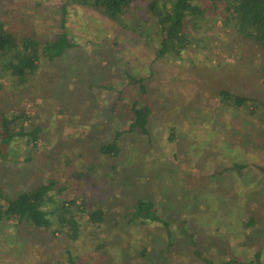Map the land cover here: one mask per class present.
<instances>
[{"label":"rangeland","instance_id":"1","mask_svg":"<svg viewBox=\"0 0 264 264\" xmlns=\"http://www.w3.org/2000/svg\"><path fill=\"white\" fill-rule=\"evenodd\" d=\"M195 1L205 12L208 6L209 11L203 28L191 32L193 44L181 59L156 57L152 49V44H159L156 36L150 45L97 11L75 5L67 25L76 48L48 62L40 69L38 80L30 78L21 87H16L9 72L0 71V115L13 117L17 111L26 110L42 128L31 159L22 139L16 141L9 156L0 157V189L13 197L20 190L46 182L59 168L63 171L71 158L68 175H58L59 186H66L61 196L70 200L85 194L90 203L110 206L111 216L115 219L116 214L121 220L117 226L112 223L104 228L108 234H95L97 230L87 218L82 220L84 234L75 248L85 252L91 241L93 254H98L94 249L104 241L101 251L108 254L97 263L162 264L165 256L170 264H206L193 258V247L182 228L196 234L201 249L216 264L235 257L238 262H247L256 251L261 252L264 263V127L242 113L234 116L223 112L216 95L219 89L229 87L264 98L263 77L256 75L258 48L245 46L247 40L236 26L226 25L220 10L209 7L210 0ZM18 2L21 0H0L3 21L20 19L46 38L60 30L61 0ZM37 2L41 8L34 7ZM127 70L146 78L144 100L150 96L155 109L151 139L130 145V135H125L121 143L129 147L123 155L132 150L135 169L122 156L117 160L120 171L116 178L96 176L95 169H88L85 162H95L97 170L108 169L112 160L97 153L96 148L111 139V126L117 128L129 118L118 99L121 90L127 98L135 96L133 88L126 85ZM64 107L66 112L61 113ZM70 115L78 124L67 121ZM227 138L236 154H223ZM231 160L246 166L243 177L237 176L236 170L218 173L223 167H231ZM131 169L137 171L134 185L128 179L135 174ZM73 170L75 176L71 177ZM76 178L80 180L68 183ZM123 179L131 186L127 187ZM77 182L83 187L77 188ZM140 196L153 199L165 218L174 219L176 238L172 246L168 247V233L156 224L147 228L127 223L125 215ZM252 215L258 226L247 228L245 220ZM180 221H186L182 228ZM3 225L0 264H43L47 258L66 257L67 242L62 238L44 230L19 228L14 221ZM145 247L156 260L146 258Z\"/></svg>","mask_w":264,"mask_h":264},{"label":"trees","instance_id":"2","mask_svg":"<svg viewBox=\"0 0 264 264\" xmlns=\"http://www.w3.org/2000/svg\"><path fill=\"white\" fill-rule=\"evenodd\" d=\"M61 20L60 30L52 38H46L36 32L35 28L25 25L19 19H8L3 21L0 18V71L9 72L12 81L16 82V87H21L28 80H38L40 69L55 60L64 56L68 51L77 47V42L70 28L67 25L68 14L74 10L75 5L89 7L99 14L112 21L124 31H131L137 37H143L151 45L152 37L156 36L159 44H152L154 54L158 58L181 59L184 57V51H188L193 44L192 31L198 27L203 28L206 12L203 6L195 0H61ZM210 8L215 12L220 10L224 14L226 25H234L244 40H247L245 46H255L258 48L256 58L260 65L256 69V75L263 77L264 82V0H210ZM23 3L18 2L19 5ZM37 2L34 7H42ZM237 37V36H236ZM99 46H104L103 42H98ZM128 82L135 91V96L127 98L121 90L118 93V99L122 100L123 108L126 109L127 120L112 128L111 139L97 146V153L111 159L112 162L108 169H98L95 162L88 160L85 165L88 169H95L97 174L105 176H114L118 171L117 160L123 156V159L134 168L133 152L123 155L129 147L121 143L125 135H130L128 144L141 143L145 138L151 139V122L155 111L151 98L144 97L147 94V82L145 77H139L133 73L127 72ZM123 81V80H122ZM124 83V82H123ZM0 88H2L0 83ZM219 97V109L223 112H230L232 115L242 113L245 116L255 120L257 125L264 127V98L259 96H250L233 91L229 87H223L216 93ZM115 105V104H114ZM65 113V107L60 110ZM115 112V109H113ZM77 123L78 120L67 117V121ZM42 128L39 123L28 115L26 110H19L10 117L0 115V157L9 156L10 151L18 139H22L29 149L28 160L31 159L33 147L42 138ZM226 134V131L224 130ZM230 140L223 142L222 151L224 155L237 153V150L229 146ZM132 152V153H131ZM240 156V154H239ZM70 158L68 164H65L63 171L59 168L53 177H49L46 182L39 183L29 189L18 191L13 197H8L0 189V226L9 221L16 222L19 228H27L34 231H48L53 237L62 238L67 242L65 249L66 257L62 260H49L43 264H112L111 262L97 263L108 253L101 251V245L105 242L100 241L94 249L98 254H93L91 241L85 252L80 247L75 248V242L82 239L84 234L82 220L86 217L89 225L97 230L95 234H108L104 228H109L112 223L117 226L121 223L120 216L115 214V219L111 216V207L103 205L100 202L90 203L85 194H77L70 200L64 199L63 194L66 186H59V174L67 176V166L72 164ZM231 167H223L218 173H224L229 170H236L237 176H244L242 170L246 167L240 160H231ZM129 170L135 173L128 178L131 185H134L137 171ZM137 170V169H136ZM66 171V172H65ZM71 177L75 176L74 170ZM127 172V171H125ZM127 174V173H126ZM78 177V174L76 175ZM69 179L68 183L71 180ZM80 180V179H79ZM88 180V179H87ZM125 185L131 186L126 179L122 180ZM82 182V180H81ZM77 182L78 187L82 188V183ZM80 185V186H79ZM92 185H95L92 182ZM124 187V185H122ZM79 191H82L78 189ZM100 194V193H99ZM59 195V196H58ZM79 200V202L76 201ZM100 199V198H98ZM99 201V200H96ZM111 201H115L111 200ZM133 209L125 215L128 218L127 223H135L139 227H150L156 224L159 229H165L169 235L168 247L174 243L176 238L175 227L172 226L174 219L166 217L163 210L158 209L156 202L145 196L138 197L133 203ZM186 221H180L179 227L182 228ZM245 227L253 228L257 225L256 217L253 215L245 220ZM110 230V229H108ZM182 234L189 239L193 247V258L206 264H216L206 255V251L201 249L196 234L190 228H182ZM101 240V239H100ZM107 244L104 245L106 247ZM148 248L143 249V253ZM146 254L148 260L154 261L157 258L154 254ZM164 252V250H161ZM145 255V253H144ZM226 259V258H225ZM162 264H170L167 257H162ZM127 264V263H126ZM159 264V263H156ZM161 264V263H160ZM217 264H264L261 260V252L256 251L253 257L245 262H238V258L225 260Z\"/></svg>","mask_w":264,"mask_h":264}]
</instances>
